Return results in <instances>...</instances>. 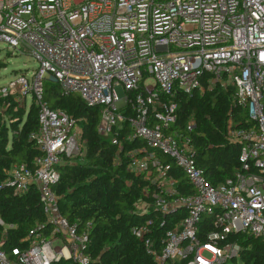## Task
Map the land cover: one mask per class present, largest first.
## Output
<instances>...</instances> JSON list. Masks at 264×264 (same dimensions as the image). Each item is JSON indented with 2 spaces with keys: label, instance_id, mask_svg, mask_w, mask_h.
<instances>
[{
  "label": "built area",
  "instance_id": "1",
  "mask_svg": "<svg viewBox=\"0 0 264 264\" xmlns=\"http://www.w3.org/2000/svg\"><path fill=\"white\" fill-rule=\"evenodd\" d=\"M0 41L39 63L0 88V115L9 120L30 96L41 152L3 168L0 189H35L45 218L23 245H0V264H91L87 232L63 217L53 189L59 166L81 151V130L42 100L46 78L100 106L98 131L113 144L141 142L127 169L146 180L155 216L132 233L155 264H226L243 249L234 235L264 239V0H0ZM231 87L225 136L240 146L239 166L214 185L196 163L193 114L177 125L176 97ZM0 226L12 225L0 217Z\"/></svg>",
  "mask_w": 264,
  "mask_h": 264
},
{
  "label": "trees",
  "instance_id": "2",
  "mask_svg": "<svg viewBox=\"0 0 264 264\" xmlns=\"http://www.w3.org/2000/svg\"><path fill=\"white\" fill-rule=\"evenodd\" d=\"M231 92L211 90L188 97L179 93V128L193 114L196 127L192 132L197 151L196 163L205 177L217 184L232 176L239 166L240 146L230 143L225 136L226 112L231 104ZM42 100L50 109L64 111L73 117L81 130V151L59 166V180L53 185L58 195L60 213L77 232H87L84 252L91 264H155L145 247L132 233L135 225L148 220L150 194H144L146 180L142 175L127 169L129 151L141 144L138 140L123 141L121 148L109 136L98 131L100 106H88L77 93L64 95L51 79L42 82ZM33 107V106H32ZM11 105L5 120L0 115V177L2 169L21 161H31L41 152L30 135L37 131V109ZM8 127L13 133L8 140ZM129 131L124 123L122 135ZM118 157V161L115 158ZM170 161V160H169ZM182 193L193 191L186 178L177 172ZM149 192L151 190L149 189ZM147 209V210H146ZM0 217L7 225L0 226V245L8 249L23 245L20 241L37 222L44 221L38 192L30 189L24 194H14L10 189H0ZM242 246V264H264V239L234 235ZM53 264H74L69 260Z\"/></svg>",
  "mask_w": 264,
  "mask_h": 264
},
{
  "label": "rangeland",
  "instance_id": "3",
  "mask_svg": "<svg viewBox=\"0 0 264 264\" xmlns=\"http://www.w3.org/2000/svg\"><path fill=\"white\" fill-rule=\"evenodd\" d=\"M15 53L16 52H13L7 43L0 41V88L6 86L9 81L14 79L18 74L27 72L29 76L32 71H36L39 67V63L28 54ZM44 76L47 77V74ZM115 90L120 97L124 96L125 92L121 86H116ZM29 106L30 108L33 106L32 108L35 109L34 102L31 104L30 96H28L26 101V111H28ZM12 133V129L8 127V140H10ZM226 264H241V261L238 258H234L229 259Z\"/></svg>",
  "mask_w": 264,
  "mask_h": 264
}]
</instances>
